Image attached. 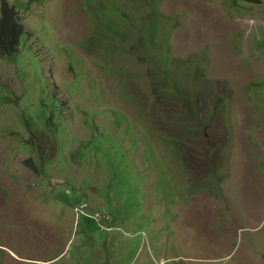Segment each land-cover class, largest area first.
I'll use <instances>...</instances> for the list:
<instances>
[{
    "label": "rangeland",
    "instance_id": "1",
    "mask_svg": "<svg viewBox=\"0 0 264 264\" xmlns=\"http://www.w3.org/2000/svg\"><path fill=\"white\" fill-rule=\"evenodd\" d=\"M3 1L0 264H264V0Z\"/></svg>",
    "mask_w": 264,
    "mask_h": 264
},
{
    "label": "trees",
    "instance_id": "2",
    "mask_svg": "<svg viewBox=\"0 0 264 264\" xmlns=\"http://www.w3.org/2000/svg\"><path fill=\"white\" fill-rule=\"evenodd\" d=\"M248 3L259 4L260 0H245ZM22 24L17 20L14 8L5 1H0V54L11 55L17 51L22 35ZM89 219V218H87Z\"/></svg>",
    "mask_w": 264,
    "mask_h": 264
},
{
    "label": "built area",
    "instance_id": "3",
    "mask_svg": "<svg viewBox=\"0 0 264 264\" xmlns=\"http://www.w3.org/2000/svg\"><path fill=\"white\" fill-rule=\"evenodd\" d=\"M85 209H86V206L83 205V204L79 208H77L78 213H80V214L84 213L85 212Z\"/></svg>",
    "mask_w": 264,
    "mask_h": 264
}]
</instances>
